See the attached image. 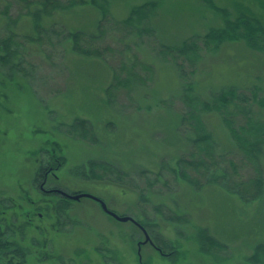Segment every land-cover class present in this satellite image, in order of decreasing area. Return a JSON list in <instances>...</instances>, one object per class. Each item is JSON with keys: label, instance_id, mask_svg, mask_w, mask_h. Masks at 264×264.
<instances>
[{"label": "rangeland", "instance_id": "1", "mask_svg": "<svg viewBox=\"0 0 264 264\" xmlns=\"http://www.w3.org/2000/svg\"><path fill=\"white\" fill-rule=\"evenodd\" d=\"M144 1L110 0L109 15L123 18L131 6ZM156 1L158 8L149 21L154 32L151 39L145 37L142 44L131 51L129 45L124 52L153 65L154 79L144 86L111 85L119 66L116 52L88 57L72 51L66 33L94 29L101 15L92 6L46 18L44 27L53 24V30L40 44L21 38L22 34L35 38L24 8L11 0L10 17L0 13V37L13 30L23 43L14 59L18 65H0V221L29 248L24 264H250L247 258L253 245L264 241V193L245 203L218 185L197 188L161 168L162 162L173 166L179 156L186 158L190 146L186 127L177 122L182 107L174 96L180 92V79L153 47L175 46L189 36L203 34L209 27L221 25L222 16L203 0ZM213 2L231 15L240 5L248 7L264 22V0ZM6 3L0 0V9ZM13 19L16 22H10ZM107 37L104 45L122 48L120 41ZM197 67L194 79L203 96L226 85L264 83V53L247 48L242 41L225 43L215 53L203 52ZM118 72L123 83L127 75ZM138 73L145 76L142 70ZM162 98H173V107L160 105ZM204 119L220 151L236 150L216 113H207ZM230 154H234L228 156L237 164L239 176L253 175L252 166L240 154ZM47 157L62 160L53 171L57 178L49 176L48 184L97 196L110 210L135 220L146 211L157 221L159 235L175 241L184 251L182 258L172 262L148 243L138 246L144 237L141 229L107 215L92 199L71 200L57 213L52 206L60 202V196L43 194L38 188L40 179L34 180L40 162L46 163ZM92 160H107L125 171L127 186L81 178L78 171ZM142 169L148 170L147 179H156L153 185L144 186L146 178L138 174ZM139 187H147L143 201ZM35 204L45 210L32 211ZM159 205L164 216L182 214L187 222H170L153 213V207ZM194 225L206 228L225 249L200 252Z\"/></svg>", "mask_w": 264, "mask_h": 264}, {"label": "trees", "instance_id": "2", "mask_svg": "<svg viewBox=\"0 0 264 264\" xmlns=\"http://www.w3.org/2000/svg\"><path fill=\"white\" fill-rule=\"evenodd\" d=\"M6 1L7 3L4 4L3 9H0V13L10 17L8 9L11 0ZM12 1L24 8V14L31 17V29L35 38L26 34H22L21 38L24 41L37 44H40L48 33L52 34L53 24L47 28L44 27L46 18H50L58 12L73 10L78 6H92L101 15L94 29L91 31L74 29L66 33L72 51L88 57H102V54L110 53L111 55V53L116 52L119 58V66L114 69V83H111V85L124 84L129 86L135 83L144 86L147 82L153 81V65L140 61L135 54L130 58L124 52L129 49L125 47L130 45L131 51L134 45L137 46V43L142 44L143 38L149 39L154 34L149 21L158 8L156 0H147L131 6L128 14L120 19H111L109 15L110 0ZM203 2L222 16L221 25L209 27L203 34L189 36L175 46L157 44L156 47H153L155 54L163 62L170 63L173 66L180 79V92L177 96H174V98L178 97L177 100H179L182 107L177 122L186 127L187 135L185 138L190 146V152L185 156L186 158L179 156L173 161V166L162 162L161 168H166L175 179L197 188L208 184L218 185L227 192L236 195L242 202L247 203L261 198L264 193V169H262L264 168L262 165V159H264V117L262 116L264 111V83L261 81L259 83L253 82L243 87L226 85L203 96L204 94H201L196 87L194 74L198 69L197 65L203 56V52L215 53L228 42L242 41L247 48L264 53V22L250 8L242 5H240L238 12L231 15L226 8L216 5L213 0H203ZM11 21L12 23L16 22L14 19ZM115 32L119 37L116 36ZM7 33L3 38L0 37V65L8 64L12 68L13 64L15 66L19 64L18 62L14 63V59L19 55L23 43L22 40L17 39L18 35L13 30ZM108 33L112 34L107 37ZM105 37L120 41L123 44H121L123 50L122 48H113L106 43L104 45ZM134 38L139 41L134 40ZM49 41H51L50 37ZM98 42L104 46L100 47ZM147 44L152 43L148 42ZM118 69L127 75L122 78L123 83L119 79ZM138 70H142L145 76L138 75ZM108 91H110V88ZM158 101L164 108H171L174 105L173 98H162ZM207 113L218 115L236 150L220 151L218 149L212 133L206 126L204 115ZM80 123L87 126V121L83 119L80 120ZM230 152L240 154L247 161V164L252 166V176L246 178L239 176L237 164L232 156H228L234 155ZM225 156H228V159ZM59 158L52 159L50 164L53 166L61 164L62 160ZM226 160L227 162L224 163ZM40 171L41 165L36 176H34V180L37 177L41 179ZM146 172H148L146 169L140 170L138 172L140 178L145 179ZM192 173L200 175V177H196ZM78 174H81L83 179L108 182L121 187L128 184V174L107 160L89 161L86 168H82L78 171ZM155 181L156 179L150 181L146 178L144 186L153 185ZM147 187L138 188L139 199L142 201L145 200L143 191ZM47 196L53 197L51 195ZM59 201V203H68L71 199L60 197ZM160 206L153 207L152 212L163 216L170 222H180L182 224L187 222L182 214L172 213L164 216L165 211ZM58 208L60 207L57 205ZM40 209L45 210V208L35 204L32 211ZM136 220L150 235L154 246H156L152 248L160 256L172 262H177L182 258L184 251L181 250L180 246L175 241L159 235L157 232L158 223L155 218L143 211L142 217L136 218ZM24 226L25 224H23ZM194 227V239L200 252L211 254L212 251H216L218 248L225 249V246L210 235L206 228H200L196 225ZM14 235L12 229L9 230L8 226L3 227L0 221V264H24L26 262L30 250L23 244L22 239L21 242H18L13 237ZM247 260L250 264H264V241L253 245Z\"/></svg>", "mask_w": 264, "mask_h": 264}, {"label": "flooded vegetation", "instance_id": "3", "mask_svg": "<svg viewBox=\"0 0 264 264\" xmlns=\"http://www.w3.org/2000/svg\"><path fill=\"white\" fill-rule=\"evenodd\" d=\"M52 159H54V157L53 158L52 157H47L46 158V163H41L40 162V164L38 166V169H39V167L41 165V171L39 173L40 176H41V179H40V182H39V185H38L39 190L45 195L60 196V197H65V198H68V197L63 195L62 192H60L61 190L65 191L67 193H70V194L81 192V191H69V190L60 188V187H58L56 185H50V184L47 183L48 182L47 180H48L49 176H54L55 178H57V175H54L53 171L58 168L59 164L55 165V166L51 165L50 162H51ZM38 169H37V171H38ZM37 171H36V173H37ZM36 173H35L34 176H36ZM68 199H70V198H68ZM80 199H82V198H80ZM79 200H77V201H79ZM95 202H97V201H95ZM57 205L60 208L57 209ZM66 205H67V203H54V205L52 207H53V210L55 209V211H57V213H60V212L62 213L64 211ZM39 215H40V213H39ZM107 215H109V214H107ZM149 244L152 245L153 247H156V246H154L153 243H149Z\"/></svg>", "mask_w": 264, "mask_h": 264}, {"label": "water", "instance_id": "4", "mask_svg": "<svg viewBox=\"0 0 264 264\" xmlns=\"http://www.w3.org/2000/svg\"><path fill=\"white\" fill-rule=\"evenodd\" d=\"M60 192H62L63 195H65L66 197H68L72 200H79L80 198L86 197V198H90L92 200L97 201L100 204L102 210L104 212H106L107 214H109L110 216H112L114 219L121 221V222L130 221V222L134 223L135 225H137L141 229L144 237H143V240H140L137 243L138 246H140L141 244H145L147 242L153 243L150 236L148 235L147 231L144 229V227H142L140 225V223L138 221H136L130 215H119V214L115 213L114 211L110 210L99 197L94 196V195L89 194V193H85V192H78V193H74V194H70V193H67V192L62 191V190ZM137 254H138V257L140 258L139 249L137 250Z\"/></svg>", "mask_w": 264, "mask_h": 264}]
</instances>
